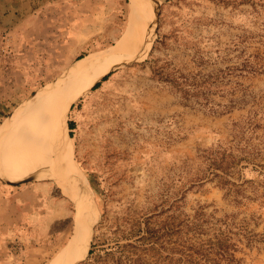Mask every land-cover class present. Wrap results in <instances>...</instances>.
<instances>
[{
  "label": "rangeland",
  "instance_id": "rangeland-1",
  "mask_svg": "<svg viewBox=\"0 0 264 264\" xmlns=\"http://www.w3.org/2000/svg\"><path fill=\"white\" fill-rule=\"evenodd\" d=\"M144 1L148 54L68 111L78 183L57 142L49 167L0 174V264H49L85 197L97 219L77 264H264V0ZM27 3L0 0V129L114 46L132 0L45 2L34 20Z\"/></svg>",
  "mask_w": 264,
  "mask_h": 264
},
{
  "label": "bare ground",
  "instance_id": "bare-ground-1",
  "mask_svg": "<svg viewBox=\"0 0 264 264\" xmlns=\"http://www.w3.org/2000/svg\"><path fill=\"white\" fill-rule=\"evenodd\" d=\"M154 19L155 13L150 4L144 0H132L128 26L114 46L77 61L64 84L33 99L17 116L2 125L1 175L15 181L34 173L38 168L43 169L52 163L50 152L54 142H57L62 161H67L64 163L68 169L64 165L63 172L66 176L69 172L75 184L78 183L72 136L66 121L68 111L78 97L123 63V60L128 62L148 54ZM13 168L16 170L13 171ZM91 205L90 198L85 197L77 214L74 236L49 264H77V261L89 254L92 234L89 228L97 219V211Z\"/></svg>",
  "mask_w": 264,
  "mask_h": 264
},
{
  "label": "crops",
  "instance_id": "crops-1",
  "mask_svg": "<svg viewBox=\"0 0 264 264\" xmlns=\"http://www.w3.org/2000/svg\"><path fill=\"white\" fill-rule=\"evenodd\" d=\"M58 1H60V0H28L27 6H28L30 12H32V13L29 14L28 17H30V19L34 20L35 16H36V13L40 12L39 9H38V6H36L37 4L40 5L41 3H45L46 2V5H48V4L57 5ZM1 6L2 5L0 4V7ZM2 7H5V5H3ZM14 12H18V8H16L14 10Z\"/></svg>",
  "mask_w": 264,
  "mask_h": 264
},
{
  "label": "trees",
  "instance_id": "trees-1",
  "mask_svg": "<svg viewBox=\"0 0 264 264\" xmlns=\"http://www.w3.org/2000/svg\"><path fill=\"white\" fill-rule=\"evenodd\" d=\"M3 13L1 12V10H0V21L3 19ZM106 78L107 77H104V79H103V81H105L106 80ZM99 82L93 87V89H96L98 86H99ZM69 128H70V130H71V135H72V130L75 128V125H74V122H72V121H70L69 122ZM121 248H123L124 246H120ZM90 254H92V251H90L89 252ZM121 253H123V251H121ZM125 255L124 254H122V256H120L119 258L121 259V258H123Z\"/></svg>",
  "mask_w": 264,
  "mask_h": 264
}]
</instances>
